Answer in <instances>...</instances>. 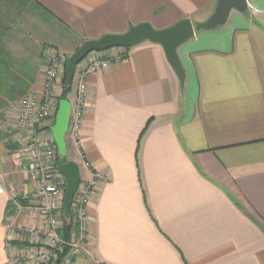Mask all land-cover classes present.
<instances>
[{"label": "crops", "instance_id": "crops-1", "mask_svg": "<svg viewBox=\"0 0 264 264\" xmlns=\"http://www.w3.org/2000/svg\"><path fill=\"white\" fill-rule=\"evenodd\" d=\"M36 1L47 13L12 8L6 43L19 59H32L34 71L39 65L31 90L41 93L49 46L67 56L85 39L142 22L162 29L189 19L196 26L218 0ZM225 20L178 46L182 89L162 48L147 41L87 75L78 143L68 135L69 113L65 161L78 164L80 179L96 170L105 179L90 200L88 237L71 264H264V0H246L244 11L231 9ZM76 84L63 98L70 112ZM61 92L58 81L56 108L36 135L52 138ZM17 116V100L0 110L7 134L0 178L23 194L32 182ZM8 203L0 194V264L21 245H8V223L43 225Z\"/></svg>", "mask_w": 264, "mask_h": 264}, {"label": "built area", "instance_id": "built-area-1", "mask_svg": "<svg viewBox=\"0 0 264 264\" xmlns=\"http://www.w3.org/2000/svg\"><path fill=\"white\" fill-rule=\"evenodd\" d=\"M48 50L44 53L42 92L31 90L17 100L18 116L15 126L18 131L24 133L22 156L26 161V171L32 182V189L28 193L18 194L15 188L6 187L0 178V194L8 195V202L12 204L13 211L33 213L42 220L43 225L38 228L15 223L6 225L8 245L12 246L15 240L21 245L12 246L5 264H71L79 252L80 244L88 237L90 200L99 183L105 179V176L96 170L90 178L79 180L70 205L69 223L74 228L69 239H64L63 227L67 224L62 215L65 179L57 170L58 160L53 139L36 135V128L53 115L56 108L52 97L53 88L58 81L62 82L65 69L66 56L54 53L53 49ZM126 56L124 47L92 51L82 60L85 63L76 69L77 84L68 126V135L75 144L78 143L86 105L87 75L92 71L105 69L111 63L122 61ZM81 156L84 157L83 154ZM84 163L86 167L91 166L86 160ZM17 197L26 202L34 201V204H23Z\"/></svg>", "mask_w": 264, "mask_h": 264}, {"label": "water", "instance_id": "water-1", "mask_svg": "<svg viewBox=\"0 0 264 264\" xmlns=\"http://www.w3.org/2000/svg\"><path fill=\"white\" fill-rule=\"evenodd\" d=\"M214 11L208 19L193 26L189 19H181L176 23L162 28L155 29L149 23H139L128 27L127 31L119 34H103L96 39H85L70 54L66 56L65 74L66 84L71 86L76 73L77 65L92 51H105L114 47H132L144 41L157 44L162 48L165 60L174 72L180 89L185 82L184 68L178 57L177 49L190 40L196 30H209L225 23L231 9L242 12L246 9V0H218ZM70 103L61 99L55 113L54 124L50 127L52 138L56 147V154L60 161L57 170L65 179V190L62 201V215L66 221H70V205L80 180L78 164L74 161H65L66 142L65 133L68 125Z\"/></svg>", "mask_w": 264, "mask_h": 264}, {"label": "trees", "instance_id": "trees-1", "mask_svg": "<svg viewBox=\"0 0 264 264\" xmlns=\"http://www.w3.org/2000/svg\"><path fill=\"white\" fill-rule=\"evenodd\" d=\"M12 8L18 13H36L40 18L47 11L36 0H0V110L3 109L9 102L18 100L26 93L31 91L32 85L35 82L38 74L39 65L36 66V71L33 69L32 59H19L16 57L10 47L7 45L6 38L12 33V22H14V15ZM42 51L37 54L40 59ZM37 72V73H35ZM62 92L60 99L66 98L71 86L66 84L65 69L62 76ZM7 138V134L0 129V142ZM7 144V141H5ZM58 164L60 163L58 157ZM21 203L26 201L17 197ZM11 203H8L10 206ZM71 223H67L63 227V238L69 239L71 230L73 229ZM63 255V254H60Z\"/></svg>", "mask_w": 264, "mask_h": 264}, {"label": "rangeland", "instance_id": "rangeland-1", "mask_svg": "<svg viewBox=\"0 0 264 264\" xmlns=\"http://www.w3.org/2000/svg\"><path fill=\"white\" fill-rule=\"evenodd\" d=\"M49 47H50V49L55 50L54 53L59 54L60 56H63V55L66 56V54H64L65 51H63V50H61V49H56L55 47H51V46H49ZM69 54H70V53H69ZM76 77H77L76 75H74V77H73V82H74V83H77V78H76ZM0 120H1V119H0ZM0 124H1V122H0Z\"/></svg>", "mask_w": 264, "mask_h": 264}]
</instances>
